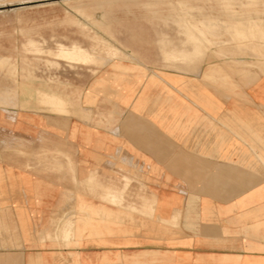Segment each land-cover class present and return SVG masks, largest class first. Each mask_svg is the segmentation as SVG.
I'll return each instance as SVG.
<instances>
[{
	"label": "crops",
	"instance_id": "0c3cea01",
	"mask_svg": "<svg viewBox=\"0 0 264 264\" xmlns=\"http://www.w3.org/2000/svg\"><path fill=\"white\" fill-rule=\"evenodd\" d=\"M223 90L185 102L234 109L243 98L257 110L197 111L191 144L172 142V119L188 112L166 110V96L156 127L149 88L146 115L122 118L129 143L110 158L91 118L19 110L11 121L0 108V154L14 139L39 152L43 129L55 142L61 122L62 154L75 151L0 158V264H264V81Z\"/></svg>",
	"mask_w": 264,
	"mask_h": 264
},
{
	"label": "rangeland",
	"instance_id": "374dc122",
	"mask_svg": "<svg viewBox=\"0 0 264 264\" xmlns=\"http://www.w3.org/2000/svg\"><path fill=\"white\" fill-rule=\"evenodd\" d=\"M73 44L88 50L87 63L59 56L60 47ZM105 48L116 49V56L106 55ZM262 81L264 0H0V108L7 119L15 120L19 110L91 118L106 136L108 158L115 157L111 145L129 143L122 118L146 115L149 88L156 127L166 96V110L188 112L184 119H172L182 131L172 142L193 144L197 111L257 109L243 98L234 109L222 103L202 108L185 100L210 95L212 85L222 91L226 82L236 92L221 93L242 95L244 85ZM66 129L61 122L55 142L46 133L50 129H43L35 154L20 151L32 140L14 139L5 148L10 153L0 158H70L75 151L62 154L69 148ZM134 154L126 150L123 157Z\"/></svg>",
	"mask_w": 264,
	"mask_h": 264
},
{
	"label": "bare ground",
	"instance_id": "6f19581e",
	"mask_svg": "<svg viewBox=\"0 0 264 264\" xmlns=\"http://www.w3.org/2000/svg\"><path fill=\"white\" fill-rule=\"evenodd\" d=\"M192 18V16L190 17ZM92 39V38H91ZM95 41V40H94ZM96 42V41H95ZM172 42V41H171ZM173 44V43H172ZM181 44V43H180ZM179 44V45H180ZM183 44V43H182ZM181 44V45H182ZM93 46V45H92ZM95 46V45H94ZM93 46V47H94ZM177 46V45H176ZM175 46V47H176ZM174 47V46H173ZM186 48V47H185ZM91 50V49H90ZM89 50V51H90ZM116 49H111V48H105V54L110 56H116V54L114 53ZM92 51V50H91ZM40 52V51H39ZM88 50L82 49L81 47L73 44L70 47H60L59 49V56H61L64 59H68V60H73V61H81L83 63H87L89 61V58L91 57L90 54L87 53ZM42 53V52H41ZM70 53H72L70 56ZM44 54V53H42ZM48 54V53H47ZM46 54V55H47ZM49 55V54H48ZM120 55V54H119ZM97 58V57H95ZM57 59H61V58H57ZM93 59V58H92ZM123 59V58H122ZM48 60V59H46ZM90 63V62H89ZM94 63V62H93ZM92 64V63H91ZM56 93V92H55ZM54 93V94H55ZM58 109V108H57ZM117 129V128H116ZM58 227V226H57Z\"/></svg>",
	"mask_w": 264,
	"mask_h": 264
}]
</instances>
